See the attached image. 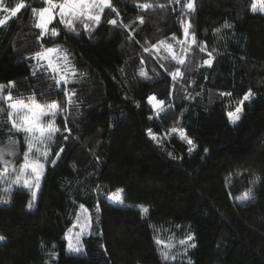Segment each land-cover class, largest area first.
<instances>
[{"label": "trees", "instance_id": "1", "mask_svg": "<svg viewBox=\"0 0 264 264\" xmlns=\"http://www.w3.org/2000/svg\"><path fill=\"white\" fill-rule=\"evenodd\" d=\"M253 1L193 0L188 10V0H110L98 25L71 31L57 16L43 37L32 9L44 0L0 3L26 4L15 16L0 11L10 16L0 26V95L60 106L35 204L23 189L0 202V264H264V16L251 13ZM160 41L185 62L152 47ZM49 48L58 51L33 58ZM249 91L234 125L227 113ZM7 103L0 147L20 136ZM82 227V250L70 252L66 237Z\"/></svg>", "mask_w": 264, "mask_h": 264}, {"label": "snow or ice", "instance_id": "2", "mask_svg": "<svg viewBox=\"0 0 264 264\" xmlns=\"http://www.w3.org/2000/svg\"><path fill=\"white\" fill-rule=\"evenodd\" d=\"M3 0H0V3H2ZM176 3H180V0H175ZM45 7H42L40 9L33 8V14L34 16L38 17L35 23V27L41 29L40 36L43 37L45 33L48 31V25L57 17L59 16L60 23L64 24L65 27L69 28V30L74 31V25L77 21H91L95 24H99L102 16L101 13L104 12L106 8H111L110 0H44ZM152 5L150 4H142L140 7L142 9H148ZM25 3H18L15 7L8 8V7H2L0 8V11L5 13H10V16H15L17 12H19L21 9L25 8ZM188 10H192L193 0H188V3L184 5ZM113 11H116L114 8ZM252 10H257V5L254 3L252 6ZM260 11H264V6H261ZM119 15V13H117ZM5 17L4 19H0V26H3L7 19L10 18ZM118 22L117 20L113 19L109 21V24L116 25ZM141 23H143V20L141 19ZM84 28L87 30L89 28V24L87 22L84 23ZM189 28L190 24L185 26L184 28V41L182 43H187V38L189 36ZM52 35L56 36L58 33L55 29H51ZM173 39L175 40L176 37L173 36ZM192 43H195V36H192ZM157 51L160 47H166V49L169 51V53L172 55V58L177 60L179 64H183L185 61L183 58H179L175 55V53L172 51V46L166 44L165 41H160L158 45L152 46ZM190 47V46H189ZM200 50L203 52L205 51L204 47H201ZM58 51V49H46L44 52H38L33 57L34 59H44L47 54L53 53ZM145 51H149L148 48H145ZM209 59L204 61L205 64H211V53H208ZM64 60L67 62V54L64 55ZM143 63V61H142ZM49 67L52 68L51 61H49ZM52 71L58 72L59 70L57 68H52ZM67 71V70H66ZM75 74L74 71L72 73ZM141 76H144L147 78V73L144 71L140 72ZM172 76L173 80H176L177 78L181 77L183 73L177 69L175 73L170 74ZM61 81L64 83H67V75H62L60 80H57V84H61ZM11 84V82H10ZM3 92V86H0V94ZM66 96H68L69 103H71V96L68 93H65ZM221 95H231L228 94H221ZM252 96V93L249 91L246 93L242 99L239 100L238 106L235 108L234 111H229L227 113L229 121L232 124H236L241 119V113L243 112V105L246 101H249ZM0 99L5 100L7 103V118L8 121L12 125V129L16 131H23L25 132L29 139H28V149L25 152V163L21 165L20 169L18 170L19 175L17 176L16 180L12 181L13 184H20L21 178H23V187L32 189L33 186H35L37 189L40 186V179L43 175V169L44 165L39 162L40 154H41V146L44 147V151L42 153L43 157L45 159L48 158V151L46 150L48 148V141L52 139V137L59 131V129L54 127L53 123H49L48 126L45 128L42 126L41 118L47 115L55 116L56 112L60 110V106L53 102L50 105L42 106L35 104L34 98L32 102L26 103L23 100H14L11 94L9 93L7 96L0 95ZM155 101V103H153ZM149 104L153 105V108H159V111H163V104L164 101H158L156 100L155 96L148 97ZM45 109H48L46 111ZM24 110H27V113H31V115H28L24 112ZM5 111V109L0 108V112ZM19 121V122H18ZM175 131V129H173ZM149 136L152 137V139H156V135L152 133L151 129L148 130ZM67 139V137L65 138ZM181 139L187 140V143L189 145H193V142L190 139H187L186 136L181 134ZM10 145H15V141L10 140ZM62 151V150H61ZM192 151V147L189 148V152ZM208 149H205V153H208ZM8 155H15V152L11 149L8 150ZM3 153H0V156H2ZM57 156L60 155V153H56ZM35 156V159H32V157ZM55 163V161H53ZM5 169L3 173H0V176H4L7 174L8 169V161H4ZM31 170L30 177L25 176V174L28 172V170ZM4 191H10L9 188H5ZM251 190L249 192H246L244 195L237 197L240 201H245L251 199ZM33 199H35V192H33ZM112 199V197H110ZM118 199V197L116 198ZM4 203H7V201H3ZM142 213H147L148 209L145 207H141ZM90 223L88 227H90ZM84 234V228H81V232L75 236V245L73 244V238L66 237L68 240V249L70 252H80L82 250V246L80 244V236ZM3 237H0V240H3ZM192 239L191 236H188L186 240H181V244H186L188 241ZM157 244H162L165 248H170L171 244H165L161 240H156ZM194 246V245H193ZM161 255L163 259L168 260L169 259V253L167 251H162ZM172 259H175V257H171Z\"/></svg>", "mask_w": 264, "mask_h": 264}, {"label": "rangeland", "instance_id": "3", "mask_svg": "<svg viewBox=\"0 0 264 264\" xmlns=\"http://www.w3.org/2000/svg\"><path fill=\"white\" fill-rule=\"evenodd\" d=\"M254 3L257 5L256 11L252 10V6ZM261 6H264V0H254L251 7H250L251 13H257V14L264 16V11L259 10ZM0 19H2V15H0ZM53 68H55V67L53 66ZM30 102H32V101H30ZM30 102H26V103H30ZM153 103H155V101H153ZM150 105L153 107L152 104H150ZM154 109H156V108H154ZM45 110L48 111V109H45ZM24 112L28 115H31V113H27V110H24ZM54 117L51 115H47V116L42 117L41 118L42 126L46 128L49 123H53ZM17 132L20 133V136H19V138L13 140V141H15L14 146L10 145V143H7V144L3 145L2 147H0V153H3V155L0 156V173L4 172V169H5L4 161L6 160L9 162L7 174L4 176H0V202H2L3 198L7 196L8 192H9V194H8L7 199L9 201L10 193L13 189H23L30 194V205H34L36 202L38 193L40 191L44 171H45V168L47 165V159L49 158L50 144H51V140L53 139V137L51 140L48 141V148L46 149L48 151V158L47 159H45L42 155V153L45 149L43 146H41V154H40L39 162L44 165V169H43V175L41 176V179H40V186L38 189L35 186H33L32 189H28V188L23 187V178H21V183L18 185L12 183V181L16 180L17 176L19 175L18 170L20 169L21 165H23L25 163V152L28 149V139H29L28 135L25 132H23V131H17ZM9 149H11L12 151L15 152L14 156L7 154ZM32 159H35V156H33ZM30 175H31V170L29 169L28 172L25 174V176L30 177ZM5 188H9L10 191H7V192L4 191ZM33 192H35V199H33ZM111 202L117 206H122V201L120 199H111ZM0 205H2V204H0ZM82 220L87 222L89 220V218H88V216H84V218ZM79 231H81V228H79ZM0 241H3V240H0ZM73 244H75V235L73 237ZM173 260H177V257H175V259H173Z\"/></svg>", "mask_w": 264, "mask_h": 264}]
</instances>
